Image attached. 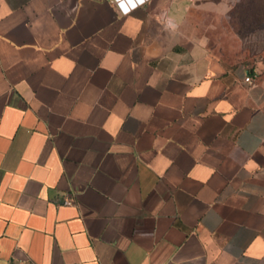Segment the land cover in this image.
<instances>
[{
  "label": "crops",
  "instance_id": "obj_1",
  "mask_svg": "<svg viewBox=\"0 0 264 264\" xmlns=\"http://www.w3.org/2000/svg\"><path fill=\"white\" fill-rule=\"evenodd\" d=\"M255 4L0 0V264H264Z\"/></svg>",
  "mask_w": 264,
  "mask_h": 264
},
{
  "label": "rangeland",
  "instance_id": "obj_2",
  "mask_svg": "<svg viewBox=\"0 0 264 264\" xmlns=\"http://www.w3.org/2000/svg\"><path fill=\"white\" fill-rule=\"evenodd\" d=\"M253 2H256L255 6L260 7L262 9L257 10H250V11H237L236 15L240 18H247L254 21H264V0H253Z\"/></svg>",
  "mask_w": 264,
  "mask_h": 264
},
{
  "label": "built area",
  "instance_id": "obj_3",
  "mask_svg": "<svg viewBox=\"0 0 264 264\" xmlns=\"http://www.w3.org/2000/svg\"><path fill=\"white\" fill-rule=\"evenodd\" d=\"M148 0H142V2H139V0H116L118 6L122 9L124 13H128L132 11L133 9L137 8L138 6L146 3ZM253 80L252 75L248 74L245 77L246 82H251ZM65 203L71 204V200H65Z\"/></svg>",
  "mask_w": 264,
  "mask_h": 264
},
{
  "label": "snow or ice",
  "instance_id": "obj_4",
  "mask_svg": "<svg viewBox=\"0 0 264 264\" xmlns=\"http://www.w3.org/2000/svg\"><path fill=\"white\" fill-rule=\"evenodd\" d=\"M139 2H142V0H139Z\"/></svg>",
  "mask_w": 264,
  "mask_h": 264
}]
</instances>
